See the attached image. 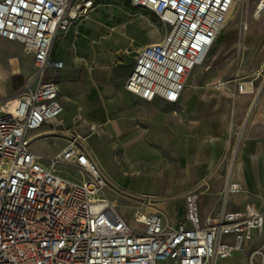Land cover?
I'll use <instances>...</instances> for the list:
<instances>
[{
    "label": "built area",
    "instance_id": "built-area-1",
    "mask_svg": "<svg viewBox=\"0 0 264 264\" xmlns=\"http://www.w3.org/2000/svg\"><path fill=\"white\" fill-rule=\"evenodd\" d=\"M166 28L158 43L141 47L124 89L145 102L175 104L202 65L235 0H129ZM257 14L264 0H257ZM91 0H0V38L33 58L34 72L14 100L0 106V264H220L243 254L264 264V209L254 202L203 217L195 194L185 220L165 223L159 212L118 210L104 195L106 179L77 133L54 157L30 150V131L63 112L58 86L47 79L62 62L50 57L56 37L92 9ZM238 82L235 94H248ZM253 90V88H252ZM12 104V105H11ZM67 165L78 177L61 175ZM243 187L232 176L226 197Z\"/></svg>",
    "mask_w": 264,
    "mask_h": 264
},
{
    "label": "crops",
    "instance_id": "crops-1",
    "mask_svg": "<svg viewBox=\"0 0 264 264\" xmlns=\"http://www.w3.org/2000/svg\"><path fill=\"white\" fill-rule=\"evenodd\" d=\"M86 30L91 32L89 38L75 39V43H72V35L67 37L66 45H72L73 52L67 46H59L56 52L57 55L60 54V59L52 60V54L50 57L51 61L63 64L61 69H50L54 74L47 77L58 86L63 112L57 121L43 127L55 126V130L50 131L48 136L63 139L65 145L62 149L67 145V137L71 134L83 136L79 130H72L70 124L74 116L82 114L88 120L104 124L105 127L101 138L89 140L92 154L99 166L109 174L108 167L114 165L116 160L127 170L136 173L133 180L124 176V185L141 192L179 196L205 175L213 174L206 196L216 197L220 194L226 176L225 169L218 166L227 142L233 136L228 135L229 124L248 119L250 128L256 126L254 133L248 132L245 140L252 142L254 149L247 152L242 148L232 180H238L243 187L238 166L240 158L244 156L252 169L263 167L261 145L264 114L256 111L243 118L239 109H229L241 96L230 91L229 81L213 84V90L221 93L202 92L198 82L199 74H195L191 78L189 76L177 103L170 104L160 98L145 102L128 93L124 85L134 66L137 51L161 40L136 46L137 43L129 35L113 30L109 35L100 37V25L94 21H88ZM125 41L128 43L124 44ZM129 44L134 47H129ZM22 51L20 44L0 38V106L6 101L14 100L32 74L33 58L24 55ZM129 54H133L134 58L126 66L120 67L122 57ZM207 70L209 69L204 67L203 74ZM39 135L28 138L39 139ZM163 156L177 159L184 167L178 168L176 172L169 169L153 175L138 171L142 165L159 164ZM177 175L180 176L179 180L175 179ZM227 179L228 173L226 181ZM231 196L227 198V203ZM245 203L228 209H240ZM216 207L217 202L209 199L200 206V213L203 217L209 216L218 212L215 211ZM162 213L165 223L177 224L185 220V211L178 201L170 206H163Z\"/></svg>",
    "mask_w": 264,
    "mask_h": 264
},
{
    "label": "rangeland",
    "instance_id": "rangeland-1",
    "mask_svg": "<svg viewBox=\"0 0 264 264\" xmlns=\"http://www.w3.org/2000/svg\"><path fill=\"white\" fill-rule=\"evenodd\" d=\"M92 9L87 16L83 18H75L72 20L69 28L57 35L52 60L60 59V54L57 55L56 49L59 46H67L66 41L69 35H72L73 41L82 37L89 38L91 32L86 30L88 21H94L100 25V37L107 36L111 31H116L124 35H129L136 46L151 41H160L166 33V28L160 22L159 18L152 12L133 7L129 0H91ZM257 0H235L233 7L226 16V19L220 28L213 47L209 50L204 62L196 68L190 75V78L195 74L198 75V82L201 91L219 92L213 90V84L220 81H229V89L235 94V86L238 82H252L253 92L244 94L238 97V101L234 106H229L239 109L243 114L253 115L256 111L264 114V13L259 14L258 19H253L252 14L255 10ZM244 24L248 27L244 30ZM123 43V42H122ZM125 41L124 44H127ZM244 44L245 50L239 49L238 45ZM133 48L132 44L128 45ZM69 50L74 51L73 46H67ZM137 49V48H136ZM23 52V51H22ZM71 52V53H72ZM25 55V53L23 52ZM134 58L133 54L124 55L119 66L124 67ZM33 65V61H32ZM204 67H207L206 73L203 74ZM32 73L34 67H32ZM52 70H48L47 77L53 75ZM32 75V74H31ZM27 81V80H26ZM188 81H186L187 84ZM185 84V87H186ZM212 89V90H211ZM237 95V94H235ZM249 111V112H248ZM63 122L66 120L63 119ZM64 123V124H65ZM72 130L80 131L87 138L85 144L93 157L89 140L93 138H101L105 133L104 124L93 120H88L82 114H77L71 119ZM258 125V124H257ZM255 126L250 128L248 119H242L238 122H230L228 127V135L231 140H228V145L220 159L219 168L225 169V179L220 194L216 197L206 196L210 179L213 174L205 175L194 186L183 192L182 195L172 196L170 194H158L155 192H141L131 189L122 183V178L127 175L129 180H133L135 172L127 170L125 166L117 163L109 165V174L105 172L94 159V162L99 167L101 173L106 179V187L104 195L120 211L132 212L137 209L145 210L146 207L155 208L157 212L162 213V207L171 205L178 201L183 206L185 211V199L189 194L197 196L199 206L211 199L217 202L215 211L221 210L225 204V196L223 194L224 184L227 178L229 168L238 162L239 151L243 148L247 152L253 150V143L245 140L248 132L254 133ZM55 130V126H45L39 130L31 131L28 137L40 134V138L32 139L30 150L46 161V158L56 156L65 145V141L58 137L48 136L50 131ZM263 144L261 150L263 152V167L252 169L249 161L246 158H240L238 174L241 178L243 191L240 194H233L226 203V207H234L242 203L254 202L264 209V130ZM260 146H258L259 148ZM247 152L245 154L247 155ZM184 167L178 163L177 159H170L163 156L159 164L142 165L138 171L144 172L146 175L161 173L166 170L178 171V168ZM235 168V166H234ZM233 168V169H234ZM57 171L67 177H78L77 172H73L67 165H60ZM180 177V176H179ZM178 175L175 179L179 180ZM238 180H236L237 182ZM239 182V181H238ZM221 264H249L243 254H236L230 259Z\"/></svg>",
    "mask_w": 264,
    "mask_h": 264
},
{
    "label": "bare ground",
    "instance_id": "bare-ground-1",
    "mask_svg": "<svg viewBox=\"0 0 264 264\" xmlns=\"http://www.w3.org/2000/svg\"><path fill=\"white\" fill-rule=\"evenodd\" d=\"M257 5H258V3H256V5H255V10L253 11V14H252V18L253 19H258L259 18V14H257V11H256V7H257ZM248 27L244 24V30L245 29H247ZM238 48L239 49H242V50H245L246 49V46L244 45V44H239L238 45ZM207 54H209V52L207 53ZM207 54H206V56H207ZM206 58V57H205ZM205 60V59H204ZM219 85H222V84H219ZM247 91H248V93H251V92H253V90H252V88H250V85L248 84L247 85ZM12 105V104H11ZM242 151V149L239 151V154H240V152ZM239 156V155H238ZM238 158V157H237ZM235 164H236V162L231 166V168H229V170H228V178H230L231 176H232V174H234L233 173V171H234V166H235ZM228 180V179H227ZM234 194H239V193H234ZM231 195H233V194H231ZM230 196V195H229ZM227 198L228 197H226L225 196V201L227 200ZM112 204H114L113 202H112ZM115 205V204H114ZM156 210L155 209H152L151 207H146L145 208V212L146 213H149V212H155Z\"/></svg>",
    "mask_w": 264,
    "mask_h": 264
}]
</instances>
